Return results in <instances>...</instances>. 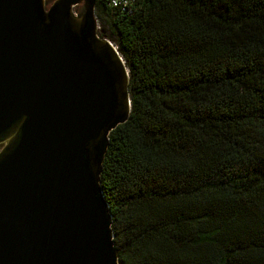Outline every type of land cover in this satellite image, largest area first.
Masks as SVG:
<instances>
[{
    "label": "trees",
    "instance_id": "16d2710c",
    "mask_svg": "<svg viewBox=\"0 0 264 264\" xmlns=\"http://www.w3.org/2000/svg\"><path fill=\"white\" fill-rule=\"evenodd\" d=\"M94 13L130 72L99 179L118 264H264V0Z\"/></svg>",
    "mask_w": 264,
    "mask_h": 264
},
{
    "label": "water",
    "instance_id": "95a60500",
    "mask_svg": "<svg viewBox=\"0 0 264 264\" xmlns=\"http://www.w3.org/2000/svg\"><path fill=\"white\" fill-rule=\"evenodd\" d=\"M95 0H0V264H118L99 184L129 68Z\"/></svg>",
    "mask_w": 264,
    "mask_h": 264
},
{
    "label": "built area",
    "instance_id": "2783aa9c",
    "mask_svg": "<svg viewBox=\"0 0 264 264\" xmlns=\"http://www.w3.org/2000/svg\"><path fill=\"white\" fill-rule=\"evenodd\" d=\"M133 0H107V3L111 6H119L120 8H125Z\"/></svg>",
    "mask_w": 264,
    "mask_h": 264
},
{
    "label": "rangeland",
    "instance_id": "374dc122",
    "mask_svg": "<svg viewBox=\"0 0 264 264\" xmlns=\"http://www.w3.org/2000/svg\"><path fill=\"white\" fill-rule=\"evenodd\" d=\"M103 22H104V26L106 27V29H108V31H113V26L106 17L103 19Z\"/></svg>",
    "mask_w": 264,
    "mask_h": 264
}]
</instances>
